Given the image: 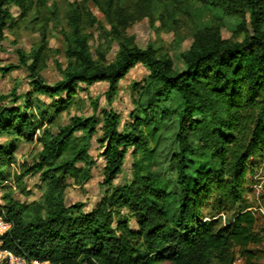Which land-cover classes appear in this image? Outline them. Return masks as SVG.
<instances>
[{"label":"trees","instance_id":"1","mask_svg":"<svg viewBox=\"0 0 264 264\" xmlns=\"http://www.w3.org/2000/svg\"><path fill=\"white\" fill-rule=\"evenodd\" d=\"M204 3L237 14L242 38H223L217 24L198 28L176 69L167 52L153 43L138 46L126 34L142 17L166 28L173 14L163 0L71 2L67 28L59 30L67 63L61 78L48 83L41 74L51 19L39 7L45 0H0V40L31 12L40 35L30 50L14 48L17 62L0 63L1 76L22 68L29 84L23 93L0 94V185L20 143L36 141L41 148L25 171L38 173L44 186L37 200L9 197L0 208L9 223L0 235L3 248L48 264H232L236 256L242 264H264V181L257 175L264 170V0ZM95 24L118 45L111 61L92 52L87 28ZM137 63L149 73L132 84L134 106L122 123L112 102ZM101 81L107 107L99 115H73L53 131L77 94ZM93 138L103 149L106 189L86 210L65 197L72 183L91 178ZM129 151L131 177L114 185Z\"/></svg>","mask_w":264,"mask_h":264},{"label":"rangeland","instance_id":"2","mask_svg":"<svg viewBox=\"0 0 264 264\" xmlns=\"http://www.w3.org/2000/svg\"><path fill=\"white\" fill-rule=\"evenodd\" d=\"M73 1L81 0H45L44 5H39L43 15L49 16L51 19L48 23V54L45 60V67L41 74L48 83H53L61 78L60 69L64 68L67 60L63 54L64 43L60 28H67L66 12ZM166 8L172 11L171 17H168L166 28H160V22L154 20L153 23L147 17H142L135 21L126 29V34L133 38L138 46L144 47L148 43H153L161 51L167 52L173 59L176 69L183 68L180 60V52L188 49L192 42L193 33L203 26L212 24L220 25V33L223 38L240 40L243 32L240 26L241 18L236 15H225L223 10L216 5L205 4V0H163ZM213 2L216 0H212ZM216 3V2H215ZM90 11L96 16L105 28H109L104 15L98 10L92 2H89ZM11 10L16 12V7L12 6ZM34 12H31L27 18L21 20L16 28L5 30V39L0 41V63L17 62L15 47H22L26 51L32 46H37L40 41V35L31 19ZM92 34L90 46L94 56L96 52H104L105 60L111 61L118 49L116 41H110L102 37L101 30L98 25L87 28ZM147 68L137 63L132 67L123 79L119 82V88L112 102V107L121 114L122 123L128 119L129 112L133 109V99L136 94L133 92L132 84L134 82H142L148 75ZM83 86V85H81ZM16 88V93L20 94L29 89L28 78L24 69H19L11 74L0 76V94L8 93ZM107 83L104 81L97 82L83 91H80L74 99L68 111L63 112L53 124L52 130L56 131L59 125L69 122L73 115L89 116L93 113L99 115V110L107 107L105 99V91ZM40 98L48 102L49 99L40 96ZM97 100L98 110L93 109V101ZM5 102V101H4ZM40 133V132H38ZM76 132V135H80ZM99 131H97V135ZM40 144L36 141L21 142L14 159L9 165H3L8 171V177L0 185V208L9 201V197L20 203H29L37 200L44 186L40 181L38 173L25 171L27 164L30 165L36 158ZM95 138L92 139V145L89 154L95 160L92 167L91 178L82 183H72L67 191L65 202L67 204L76 201L85 203L84 209L92 208L106 189L101 185L102 167L104 165L103 158L99 155L102 151ZM131 151L126 155L122 171L118 174L113 184H122L128 182L131 177ZM23 172H26L23 174ZM258 178L264 181V170L258 172ZM21 177V178H18ZM258 191L259 185H256ZM5 196V197H4ZM7 196V197H6ZM249 202L253 206H257V200L254 196L249 198ZM204 213L209 212L207 208L203 209ZM227 214V213H226ZM224 218L223 213H220ZM131 225L134 222L131 220ZM3 229H0V232ZM3 233V232H2ZM47 264V263H40Z\"/></svg>","mask_w":264,"mask_h":264},{"label":"built area","instance_id":"3","mask_svg":"<svg viewBox=\"0 0 264 264\" xmlns=\"http://www.w3.org/2000/svg\"><path fill=\"white\" fill-rule=\"evenodd\" d=\"M8 228H9V223L6 222L2 218V216H0V229H3L0 232V235L2 234V232L6 231ZM242 263H243L242 258L240 256H236L232 264H242ZM0 264H40V262H37L35 260H29L26 257L22 255H18L7 248H3L2 242L0 239Z\"/></svg>","mask_w":264,"mask_h":264},{"label":"crops","instance_id":"4","mask_svg":"<svg viewBox=\"0 0 264 264\" xmlns=\"http://www.w3.org/2000/svg\"><path fill=\"white\" fill-rule=\"evenodd\" d=\"M0 41H2V40H0ZM17 47H18V46H17ZM16 56H17V55H16ZM18 70H19V69H18ZM14 71H16V70H14ZM14 71H12V72H14ZM12 72H11V73H12ZM11 73H9V74H11ZM7 75H8V74H7ZM0 76H1V75H0ZM4 76H5V75H4ZM26 91H27V90H26Z\"/></svg>","mask_w":264,"mask_h":264}]
</instances>
